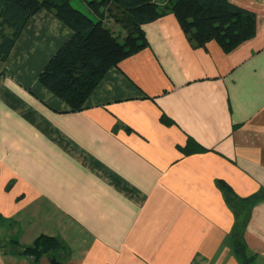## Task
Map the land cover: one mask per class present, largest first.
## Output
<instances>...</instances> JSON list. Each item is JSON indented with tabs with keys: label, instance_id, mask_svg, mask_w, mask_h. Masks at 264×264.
I'll return each instance as SVG.
<instances>
[{
	"label": "crops",
	"instance_id": "crops-1",
	"mask_svg": "<svg viewBox=\"0 0 264 264\" xmlns=\"http://www.w3.org/2000/svg\"><path fill=\"white\" fill-rule=\"evenodd\" d=\"M227 1L253 37L197 47L168 13L78 110L38 82L72 30L28 19L0 63V264H264V0ZM219 183L259 197L243 256ZM39 236L62 248L33 262L20 249Z\"/></svg>",
	"mask_w": 264,
	"mask_h": 264
},
{
	"label": "trees",
	"instance_id": "trees-1",
	"mask_svg": "<svg viewBox=\"0 0 264 264\" xmlns=\"http://www.w3.org/2000/svg\"><path fill=\"white\" fill-rule=\"evenodd\" d=\"M71 0H0V63L4 62L28 19L40 10L52 13L72 30L71 37L47 62L38 82L72 110L81 109L88 96L111 68L147 45L142 26L172 14L187 40L197 47L214 41L229 52L255 34L252 12L227 0H82L97 20L74 9ZM110 17L122 29L120 41L103 25ZM197 144L189 140L184 152ZM219 188L234 212L232 234L235 252L243 256V232L257 195L236 197L223 183ZM62 245L56 238L39 236L21 255L37 262L57 253Z\"/></svg>",
	"mask_w": 264,
	"mask_h": 264
},
{
	"label": "rangeland",
	"instance_id": "rangeland-1",
	"mask_svg": "<svg viewBox=\"0 0 264 264\" xmlns=\"http://www.w3.org/2000/svg\"><path fill=\"white\" fill-rule=\"evenodd\" d=\"M70 5L74 9H76V10L80 11L81 13H84L85 15H87L94 22L97 20V18L93 17V15H91V13L88 10H86V6L82 0H71ZM118 39L121 41L123 39V37H120V38L118 37Z\"/></svg>",
	"mask_w": 264,
	"mask_h": 264
}]
</instances>
